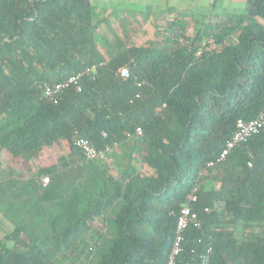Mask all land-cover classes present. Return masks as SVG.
<instances>
[{"label": "trees", "instance_id": "trees-1", "mask_svg": "<svg viewBox=\"0 0 264 264\" xmlns=\"http://www.w3.org/2000/svg\"><path fill=\"white\" fill-rule=\"evenodd\" d=\"M94 18L91 0H0V158L33 169L17 193L32 213L0 236V264H164L197 179L190 206L199 226L186 228L177 264H264V126L208 166L238 118L264 111V0L196 16L190 36L118 41L106 61ZM91 65L94 79L83 77L81 90L67 89L57 103L35 85ZM123 65L127 78L116 74ZM136 127L142 134L129 138ZM78 137L99 148L132 140L135 160L151 172L129 163L113 175L84 162ZM59 142L65 151L43 163V149ZM205 172L219 185L207 186ZM22 176L0 165L5 218Z\"/></svg>", "mask_w": 264, "mask_h": 264}, {"label": "rangeland", "instance_id": "rangeland-1", "mask_svg": "<svg viewBox=\"0 0 264 264\" xmlns=\"http://www.w3.org/2000/svg\"><path fill=\"white\" fill-rule=\"evenodd\" d=\"M91 2L94 6V19L99 21L95 31L96 46L104 61L116 51L118 41L129 45L159 44L166 37L175 38L177 32H184L190 36L193 34L196 16L227 13L243 8L242 0H91ZM179 13L184 16H180ZM180 22L184 25L179 26ZM178 40L183 41L180 37ZM56 145L61 146L59 148ZM64 147V142L55 143L43 149L42 158L54 161L57 153L65 151ZM126 149L127 147L124 148ZM118 157L124 162V159ZM206 175L207 186L219 185L210 177L212 173L205 172L203 176ZM10 230L0 225V235ZM97 230L101 232L102 228ZM91 242H94L93 238Z\"/></svg>", "mask_w": 264, "mask_h": 264}, {"label": "built area", "instance_id": "built-area-1", "mask_svg": "<svg viewBox=\"0 0 264 264\" xmlns=\"http://www.w3.org/2000/svg\"><path fill=\"white\" fill-rule=\"evenodd\" d=\"M96 65H91L85 69L74 73L64 80L58 82H36V87L40 90L41 95L47 101L51 103H57L61 95L69 88H74L76 91H80L82 87L83 77H90L94 79L96 73ZM116 74L121 78H127L129 76V70L126 65L120 66L116 70ZM264 126V111L260 112L256 117L252 119L238 118L235 123V130L230 138L226 141L223 149L217 156L215 161L209 162L208 166H213L215 163L225 160L229 152L239 143L247 140L252 134L257 133ZM142 134V129L136 127L133 134L127 133L129 138L138 137ZM75 147L79 150L82 161H93L96 163H104L108 160L110 153L115 150L119 145L113 142L111 145H106L102 148L97 147L93 142L86 138L78 137L74 141ZM37 183L41 187H45L49 183L48 175H40L37 178ZM198 191V179L193 184L191 193L188 196L187 203L184 204L177 215V222L174 232V237L171 245L170 252L167 260L164 264H177L178 257L182 251V243L184 240V232L186 228L193 224L199 226L197 215L190 206L197 200ZM210 249H207L209 252Z\"/></svg>", "mask_w": 264, "mask_h": 264}, {"label": "crops", "instance_id": "crops-1", "mask_svg": "<svg viewBox=\"0 0 264 264\" xmlns=\"http://www.w3.org/2000/svg\"><path fill=\"white\" fill-rule=\"evenodd\" d=\"M242 3H244V0H242ZM131 142H132V140H130L129 142H127L124 145L118 146L115 150H113L110 153L108 160L106 162H104V164L107 166L109 173H111L113 175H117V173H119L123 169V167H125L127 164L131 163V164H133V166H136V168L139 171H141L142 173L150 174L151 170L146 165L137 161V159L135 160V158L137 157V154H134V152L132 150ZM125 147H127L126 150H124ZM118 156H120L122 159H124V162L119 160ZM2 157H6V154L3 153ZM1 159L2 158H0V165L1 166L2 165L7 166V167L10 166L12 168H15L18 172L23 173V176H22L23 179L17 178V180L20 183H16L10 188L8 218H5L2 215V212L0 211V225L1 226L3 225L5 228L7 227L8 229H12V227L14 225V221H17L19 219V217L24 212L28 213V214L32 213V210H30L28 208L29 207L28 205H26V204L22 205V204H20V202H18L20 200V198L23 199L26 197V193H20L18 196H17V193L19 191L18 188L21 187L20 185L22 184V182L24 180H26L31 175V172L33 171V169H31L28 165H25V164L23 166H17L18 165L17 162H12L8 158H6V162H3ZM56 159L57 158L55 157L54 160H56ZM52 161H47V159H43L42 162L48 163V162H52ZM43 163H41V164H43ZM14 176H17V175H14ZM20 195H21V197H20ZM93 226H94V228L97 229V228H103L105 226V224L103 223L101 218H97L95 220V222L93 223ZM2 235H0V236H2Z\"/></svg>", "mask_w": 264, "mask_h": 264}]
</instances>
